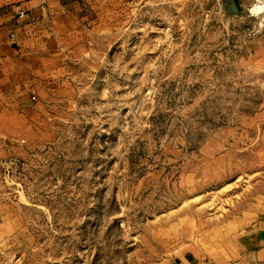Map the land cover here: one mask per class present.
Here are the masks:
<instances>
[{
	"label": "rangeland",
	"instance_id": "rangeland-1",
	"mask_svg": "<svg viewBox=\"0 0 264 264\" xmlns=\"http://www.w3.org/2000/svg\"><path fill=\"white\" fill-rule=\"evenodd\" d=\"M257 1L88 0L43 115L0 133V264L214 263L264 215Z\"/></svg>",
	"mask_w": 264,
	"mask_h": 264
},
{
	"label": "crops",
	"instance_id": "crops-1",
	"mask_svg": "<svg viewBox=\"0 0 264 264\" xmlns=\"http://www.w3.org/2000/svg\"><path fill=\"white\" fill-rule=\"evenodd\" d=\"M87 2L0 0V133L11 130L9 119L29 130L34 126L29 119L43 115L64 54L79 51L89 19ZM253 223L219 251L216 262L200 264H264V215Z\"/></svg>",
	"mask_w": 264,
	"mask_h": 264
},
{
	"label": "bare ground",
	"instance_id": "bare-ground-1",
	"mask_svg": "<svg viewBox=\"0 0 264 264\" xmlns=\"http://www.w3.org/2000/svg\"><path fill=\"white\" fill-rule=\"evenodd\" d=\"M263 9H264V0H258L253 11L260 13L263 11Z\"/></svg>",
	"mask_w": 264,
	"mask_h": 264
},
{
	"label": "built area",
	"instance_id": "built-area-1",
	"mask_svg": "<svg viewBox=\"0 0 264 264\" xmlns=\"http://www.w3.org/2000/svg\"><path fill=\"white\" fill-rule=\"evenodd\" d=\"M20 16L22 17V16H23V14L21 13V14H20Z\"/></svg>",
	"mask_w": 264,
	"mask_h": 264
}]
</instances>
